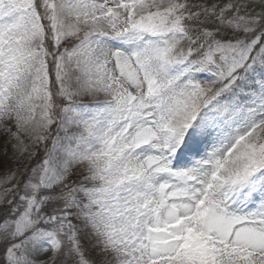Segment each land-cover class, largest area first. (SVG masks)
<instances>
[{"label":"snow or ice","instance_id":"snow-or-ice-1","mask_svg":"<svg viewBox=\"0 0 264 264\" xmlns=\"http://www.w3.org/2000/svg\"><path fill=\"white\" fill-rule=\"evenodd\" d=\"M0 264H264V0H0Z\"/></svg>","mask_w":264,"mask_h":264}]
</instances>
